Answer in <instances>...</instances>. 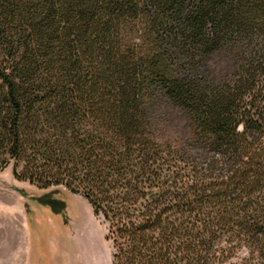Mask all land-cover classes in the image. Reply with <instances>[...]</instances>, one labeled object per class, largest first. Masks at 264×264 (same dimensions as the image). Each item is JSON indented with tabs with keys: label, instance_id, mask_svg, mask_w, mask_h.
Returning <instances> with one entry per match:
<instances>
[{
	"label": "trees",
	"instance_id": "16d2710c",
	"mask_svg": "<svg viewBox=\"0 0 264 264\" xmlns=\"http://www.w3.org/2000/svg\"><path fill=\"white\" fill-rule=\"evenodd\" d=\"M9 165L111 264H264V0H0Z\"/></svg>",
	"mask_w": 264,
	"mask_h": 264
},
{
	"label": "rangeland",
	"instance_id": "374dc122",
	"mask_svg": "<svg viewBox=\"0 0 264 264\" xmlns=\"http://www.w3.org/2000/svg\"><path fill=\"white\" fill-rule=\"evenodd\" d=\"M62 204L60 213L39 201ZM0 264H111L105 227L63 187L37 189L0 171Z\"/></svg>",
	"mask_w": 264,
	"mask_h": 264
}]
</instances>
